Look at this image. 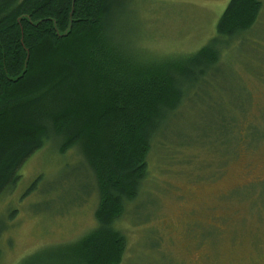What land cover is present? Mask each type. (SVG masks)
I'll use <instances>...</instances> for the list:
<instances>
[{"label":"rangeland","instance_id":"rangeland-1","mask_svg":"<svg viewBox=\"0 0 264 264\" xmlns=\"http://www.w3.org/2000/svg\"><path fill=\"white\" fill-rule=\"evenodd\" d=\"M122 1L125 41L165 59L208 44L231 0ZM260 20L251 40L222 52L154 140L140 193L115 223L127 241L121 264H264V138L237 155L194 145L217 141L220 112L244 109L248 123L264 124V9ZM19 173L0 197V264H21L96 228V181L80 145L61 153L51 139Z\"/></svg>","mask_w":264,"mask_h":264},{"label":"trees","instance_id":"trees-1","mask_svg":"<svg viewBox=\"0 0 264 264\" xmlns=\"http://www.w3.org/2000/svg\"><path fill=\"white\" fill-rule=\"evenodd\" d=\"M122 3L0 0V197L51 139L61 153L81 146L98 192L95 229L21 264L122 263L127 241L115 223L140 193L154 140L222 52L251 40L264 9L263 0H231L208 44L150 59L118 30ZM248 121L244 109L220 112L217 141L194 145L237 155L264 138V117L261 128Z\"/></svg>","mask_w":264,"mask_h":264}]
</instances>
